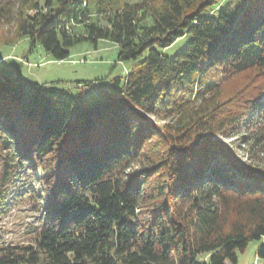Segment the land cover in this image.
I'll return each mask as SVG.
<instances>
[{
    "label": "trees",
    "instance_id": "16d2710c",
    "mask_svg": "<svg viewBox=\"0 0 264 264\" xmlns=\"http://www.w3.org/2000/svg\"><path fill=\"white\" fill-rule=\"evenodd\" d=\"M26 38L134 64L81 99L0 70V219L39 214L0 264H237L254 241L264 260V165L223 140L264 152V0H0V46Z\"/></svg>",
    "mask_w": 264,
    "mask_h": 264
},
{
    "label": "rangeland",
    "instance_id": "374dc122",
    "mask_svg": "<svg viewBox=\"0 0 264 264\" xmlns=\"http://www.w3.org/2000/svg\"><path fill=\"white\" fill-rule=\"evenodd\" d=\"M139 1L131 0L133 3ZM189 40V37H185L178 41L165 54L168 57L174 56L186 47ZM69 52V59L55 61L39 45L32 46L30 39L26 38L16 45L0 46V70L7 69L15 78L26 82L28 91L32 85H41L63 89L68 94L81 99L83 94L81 89L75 86L77 81L86 83L100 81L108 92L116 93L122 88L124 78L134 64L133 61L119 62V46L107 40H100L97 45L89 42L78 43L71 47ZM118 78L121 79L120 84L115 82ZM86 98L89 104L96 99L91 92ZM244 137L249 138V133L244 132L223 140L236 150L244 162L250 156H256L264 165V152H260L261 154L257 156L260 146L251 147ZM35 207V203L32 202L18 205L12 208L5 218L0 219V247L26 242L24 233L28 225L39 217ZM259 246L260 242H251L245 252L238 254L237 264H254L255 261L264 264V260L257 257Z\"/></svg>",
    "mask_w": 264,
    "mask_h": 264
},
{
    "label": "built area",
    "instance_id": "2783aa9c",
    "mask_svg": "<svg viewBox=\"0 0 264 264\" xmlns=\"http://www.w3.org/2000/svg\"><path fill=\"white\" fill-rule=\"evenodd\" d=\"M254 264H257V261Z\"/></svg>",
    "mask_w": 264,
    "mask_h": 264
}]
</instances>
